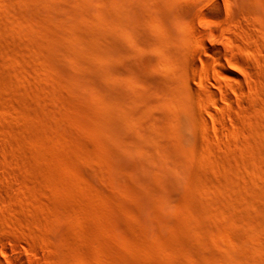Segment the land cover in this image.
<instances>
[{
    "label": "rangeland",
    "instance_id": "374dc122",
    "mask_svg": "<svg viewBox=\"0 0 264 264\" xmlns=\"http://www.w3.org/2000/svg\"><path fill=\"white\" fill-rule=\"evenodd\" d=\"M199 1L0 0V264H264V0Z\"/></svg>",
    "mask_w": 264,
    "mask_h": 264
},
{
    "label": "bare ground",
    "instance_id": "6f19581e",
    "mask_svg": "<svg viewBox=\"0 0 264 264\" xmlns=\"http://www.w3.org/2000/svg\"><path fill=\"white\" fill-rule=\"evenodd\" d=\"M204 1V0H203ZM203 1L202 0H200L199 2L200 3H203ZM206 2L204 3V9H205V7H206V9H205V12H207L208 14H211V15H213L214 16V18H220L221 16H222V14L220 13V11H218V9H219V6H220V0H205ZM222 2V1H221ZM223 4V3H222ZM200 5V4H199ZM191 7V6H190ZM190 7H189V9H190ZM212 7H214V8H212ZM201 8H203V7H201ZM217 9V11H216V9ZM192 9H193V7L190 9L191 10V12H192V16L194 15V16H197V12H195V11H192ZM213 9H215V11L213 10ZM189 10V11H190ZM199 15V14H198ZM194 27V26H193ZM194 29V28H193ZM196 33H197V36H198V42L200 43V45H201V48L203 47V49L204 50H206L207 52H210L211 54H213L214 53V57H216V59L218 60V56L221 54V50L218 48V47H214V46H212V44H209L208 42H206V40L204 39V37H205V35H204V33L202 32V31H200V30H198V29H196ZM195 33V34H196ZM212 34L213 35H215L216 33H215V31L213 30V32H212ZM215 37V36H214ZM193 54V53H192ZM191 54V55H192ZM198 54V53H197ZM197 54L196 55H194L193 54V56H195V58H196V56H197ZM189 58V57H188ZM194 58V57H193ZM194 58V59H195ZM215 59V58H214ZM188 60V59H187ZM189 60H191L190 62H191V65L190 66H192L190 69H193L195 72L196 71H198V66L195 64L196 62H194V60L193 59H190L189 58ZM200 60H202V59H200ZM216 61V60H215ZM209 62L210 61H208L207 59H204L203 61H201V67L202 68H204L203 70H204V72L205 73H203V74H205V77H209V67H210V64H209ZM190 64V63H189ZM219 64V63H218ZM213 70V69H212ZM224 70V69H223ZM194 72V73H195ZM196 74V73H195ZM198 74V73H197ZM199 76H202V75H199ZM207 78L206 79H204V80H207ZM202 80H203V78H201ZM237 79V78H236ZM209 81V80H208ZM201 82V81H200ZM240 81H238V83H239ZM206 83V82H205ZM203 84V83H202ZM241 84V82L239 83V85ZM18 261H20V263L21 264H24L25 263V261L24 260H22L21 258H19V260Z\"/></svg>",
    "mask_w": 264,
    "mask_h": 264
}]
</instances>
